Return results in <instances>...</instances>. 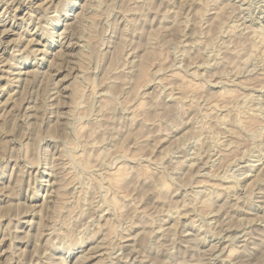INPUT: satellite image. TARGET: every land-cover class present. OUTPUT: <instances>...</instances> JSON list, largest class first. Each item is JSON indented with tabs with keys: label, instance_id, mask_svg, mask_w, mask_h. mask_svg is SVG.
<instances>
[{
	"label": "rangeland",
	"instance_id": "rangeland-1",
	"mask_svg": "<svg viewBox=\"0 0 264 264\" xmlns=\"http://www.w3.org/2000/svg\"><path fill=\"white\" fill-rule=\"evenodd\" d=\"M34 1L0 43V264H264V0Z\"/></svg>",
	"mask_w": 264,
	"mask_h": 264
},
{
	"label": "bare ground",
	"instance_id": "bare-ground-1",
	"mask_svg": "<svg viewBox=\"0 0 264 264\" xmlns=\"http://www.w3.org/2000/svg\"><path fill=\"white\" fill-rule=\"evenodd\" d=\"M3 1H5V0H0V9H1V11H0V43H2V42H4L3 40L7 37V36H9V34L10 33H12V31H13V26L12 25H9L8 23V19L7 18H9V14H10V12L11 11H18V12H20L22 9H23V7H24V1L25 0H11L10 2H3ZM32 1V0H31ZM37 1L38 0H35L34 1V3H37ZM44 1V0H43ZM3 2V3H2ZM30 2V1H29ZM42 1H40L39 2V4L41 3ZM44 2H47V1H44ZM43 2V3H44ZM49 2V4H51L52 2H53V0H49L48 1ZM58 3V2H57ZM56 3V4H57ZM39 4H38V6H39ZM55 4V3H54ZM42 5V3L40 4V6ZM48 5V4H47ZM47 5H45V6H47ZM33 6V5H32ZM51 6V5H50ZM49 7V6H48ZM52 7V6H51ZM220 7H222L221 5H220ZM219 7V8H220ZM225 7V6H224ZM223 7V8H224ZM38 8V7H37ZM42 8V7H41ZM222 8V9H223ZM38 10V9H37ZM49 10V9H48ZM51 10V9H50ZM213 10V9H212ZM221 10V9H220ZM46 11V10H45ZM44 11V12H45ZM55 12V11H54ZM216 12H218V11H216ZM7 15V16H6ZM15 15V14H14ZM43 15V14H42ZM26 16V15H25ZM24 16V17H25ZM47 16V15H46ZM13 17V16H12ZM43 17V16H42ZM77 17V16H76ZM20 18V17H19ZM10 19V18H9ZM23 20H24V18H23ZM54 22V21H53ZM12 24V23H11ZM18 25V24H17ZM23 26V25H22ZM42 26V25H41ZM253 30H255V29H253ZM258 32V31H257ZM48 33V32H47ZM54 33V32H53ZM52 33V34H53ZM253 33V32H252ZM61 34H64V33H61ZM50 35V34H49ZM254 35V34H253ZM257 35H258V33H257ZM255 36V35H254ZM50 37V36H49ZM53 37V36H52ZM59 37V36H58ZM18 38V37H17ZM31 39V38H30ZM14 40V39H13ZM17 40H20V37H19V39H17ZM7 41V40H6ZM20 41H22V40H20ZM31 41V40H30ZM11 42V41H10ZM16 41H14V43H15ZM27 42H29V41H27ZM38 42V41H37ZM74 42V41H73ZM13 43V44H14ZM31 43V42H30ZM76 43V42H75ZM8 44H9V42H8ZM17 44V43H16ZM25 44V43H24ZM49 44V43H48ZM12 45V44H11ZM30 45V44H29ZM81 45V44H80ZM4 46V45H3ZM27 46V45H26ZM25 46V47H26ZM44 47V46H43ZM4 47H2V49H3ZM27 48V47H26ZM26 48L24 49V50H26ZM1 49V50H2ZM37 49V51L39 50L38 48H36ZM45 49V48H44ZM83 49V48H82ZM21 50H22V48H21ZM20 50V51H21ZM30 50V49H29ZM34 50V49H33ZM42 50V49H41ZM16 51V50H15ZM40 51V50H39ZM47 51V50H46ZM24 52V51H23ZM26 52V51H25ZM24 52V53H25ZM31 52H32V50H31ZM34 52L35 51H33V54H34ZM42 52V51H41ZM40 52V53H41ZM44 53H45V50L43 51ZM36 53H38V52H36ZM44 53H41V54H44ZM83 53V52H82ZM11 54V53H10ZM20 54V53H19ZM26 54V53H25ZM31 54V53H30ZM40 55V54H39ZM11 56V55H10ZM22 56V55H21ZM26 56V55H25ZM28 56V55H27ZM35 56V58H36V54L34 55ZM75 56V55H74ZM79 56V55H78ZM81 56V55H80ZM83 56V55H82ZM84 56H86V54L84 55ZM3 57V56H2ZM14 57H15V55H14ZM20 57V56H19ZM24 57V56H23ZM22 57V58H23ZM43 57V56H42ZM13 58V57H12ZM79 58V57H78ZM81 58V57H80ZM82 58H84V57H82ZM17 59V58H16ZM19 59V58H18ZM14 60V59H13ZM12 61V60H11ZM5 62H7V63H9L8 61H6V59H5ZM5 62H3V63H5ZM13 62V61H12ZM2 63V64H3ZM10 64V63H9ZM12 64V63H11ZM14 64V63H13ZM12 64V65H13ZM1 65V64H0ZM4 65V64H3ZM2 65V66H3ZM18 65V64H17ZM21 65H19V67H20ZM9 67V66H8ZM15 68V67H14ZM8 69V68H7ZM7 69H5V72L8 74V71H6ZM18 69H20V68H18ZM32 69V68H31ZM11 71V70H10ZM24 71V70H23ZM23 71H22V73H23ZM84 71V70H83ZM1 72V71H0ZM2 72H3V70H2ZM12 72V71H11ZM32 72V71H31ZM36 72L37 71H35V74H36ZM13 73V72H12ZM21 73V71H17V72H15L14 74H16L17 76L19 75ZM27 73V72H26ZM26 73H24V74H26ZM77 73V72H76ZM86 73V72H85ZM10 74V73H9ZM84 74V73H83ZM140 74H143L141 77L143 78V77H145L146 75H145V73H143V71H141L140 72ZM139 74V75H140ZM145 75V76H144ZM32 76V75H31ZM7 77V76H6ZM20 77V76H19ZM78 77V76H77ZM3 78V77H2ZM16 78H18V77H16ZM4 79H6V78H4ZM15 79V78H14ZM76 79V78H75ZM84 79H86V78H84ZM144 79V78H143ZM10 80H12V78L10 79ZM77 80V79H76ZM12 81H14V80H12ZM12 81H11V83H12ZM87 81V80H86ZM8 82V81H7ZM17 82H18V79H17ZM10 83V84H11ZM25 83V82H24ZM83 83V82H82ZM9 84V83H8ZM18 85V84H17ZM25 85V84H24ZM84 85V84H83ZM85 86H87V85H85ZM9 87H11L10 85H9ZM78 86H76V88H77ZM79 87H81V86H79ZM5 88V87H4ZM75 89H73V91H74ZM83 91H84V89H83ZM13 92V91H12ZM53 93V92H52ZM12 93H10V95H11ZM9 95V94H8ZM7 95V96H8ZM8 98H9V96H8ZM8 98H6L7 100H8ZM250 98V97H249ZM14 99V98H13ZM5 100V99H4ZM5 102V101H4ZM3 102V103H4ZM3 103H1V104H3ZM7 103V102H6ZM5 105V104H4ZM5 108V107H4ZM13 108V107H12ZM11 109V108H10ZM260 109V108H259ZM256 111L258 110V109H255ZM261 110V109H260ZM25 111H26V109H25ZM3 112V111H2ZM260 112V111H259ZM1 113V112H0ZM260 114L261 113H252L251 115H249V116H246V117H240V119H238L237 121H238V123H236V126L238 127V128H246V129H248V126H249V128H253V127H251L252 125L251 124H253L254 122H255V116H260ZM0 115H2V114H0ZM262 115V114H261ZM4 116V115H3ZM58 116H60V115H58ZM263 116V115H262ZM1 117V116H0ZM59 118V117H58ZM222 118L223 117H221V118H218V120H222ZM235 118H237V117H235ZM1 119H2V117H1ZM264 119V118H263ZM23 121V120H22ZM235 123V122H234ZM1 126V125H0ZM241 130V132H242V129H240ZM243 132H244V130H243ZM87 145V144H86ZM231 145V144H230ZM90 146V145H89ZM226 146H228V145H226ZM229 147V146H228ZM85 148V147H84ZM226 149V148H225ZM228 149V148H227ZM226 149V150H227ZM61 158V157H60ZM59 159V158H58ZM60 160V159H59ZM60 164V163H59ZM259 164V163H258ZM55 166V165H54ZM53 166V167H54ZM263 166V165H262ZM59 167H61L60 165H59ZM252 167V166H251ZM62 168V167H61ZM65 168V167H64ZM57 169V168H56ZM58 170V169H57ZM62 172V171H61ZM61 174V173H60ZM258 174V173H257ZM124 175H125V172H124V170L122 169V168H119L118 170H116L115 172H111L110 174H109V176H110V179L112 180V182H114V184H119V182H120V180H122L123 178H124ZM260 175V174H259ZM60 176V175H59ZM65 177H66V175H65ZM256 177H260L261 178V176H256ZM256 177H254L253 179H256ZM60 178V177H59ZM61 179V181H63V180H65L64 179V177L63 178H60ZM63 179V180H62ZM59 180V179H58ZM257 180V179H256ZM205 183V182H204ZM62 184H64V181H63V183ZM59 185H61V184H59ZM58 185V187H60ZM206 185H207V183H206ZM52 186V185H51ZM62 187V186H61ZM61 189V188H60ZM227 189H229V187L227 188ZM62 190V189H61ZM1 191V190H0ZM55 191V190H54ZM56 191H58V190H56ZM60 191V190H59ZM61 192V191H60ZM56 193V192H55ZM58 193V192H57ZM52 195V194H51ZM58 195H62V193H60V194H57V196ZM53 196V195H52ZM54 196H56V195H54ZM58 197H60V196H58ZM57 197V198H58ZM60 198H63V197H60ZM60 198H59V200H60ZM55 200V199H54ZM56 200H58V199H56ZM61 201V200H60ZM59 201V202H60ZM58 202V203H59ZM55 203V202H54ZM57 203V202H56ZM106 224V223H105ZM173 225V224H172ZM103 226H104V224H103ZM100 227V226H99ZM102 227V226H101ZM55 230V229H54ZM57 230V229H56ZM55 230V231H56ZM100 230V229H99ZM59 231V230H58ZM54 233V232H53ZM62 233V232H61ZM54 235V234H53ZM58 236V235H57ZM125 238V237H124ZM102 240V239H101ZM100 242V241H99ZM102 246V245H101ZM100 247V246H99ZM258 247V246H257ZM98 248V247H97ZM101 248V247H100ZM216 248V247H215ZM214 248V249H215ZM99 249V248H98ZM92 250V249H91ZM103 250V249H102ZM103 252V251H102ZM104 252H105V250H104ZM250 252V251H249ZM51 254V253H50ZM97 254V253H96ZM100 254V253H99ZM46 255V254H45ZM106 255V254H105ZM48 256V255H47ZM91 256V255H90ZM94 256V255H93ZM86 257V256H85ZM105 257V256H104ZM63 258V257H62ZM80 258V257H79ZM83 258V257H82ZM99 258V257H98ZM78 259V258H77ZM85 259V258H84ZM96 259H97V257H96ZM50 260V259H49ZM65 260V259H64ZM79 260V259H78ZM87 260V259H86ZM104 260V259H103ZM61 261H62V259H61ZM96 261V260H95ZM64 262V261H63ZM104 263V262H103ZM50 264V263H49ZM75 264V263H74ZM94 264V263H93ZM100 264V263H99Z\"/></svg>",
	"mask_w": 264,
	"mask_h": 264
}]
</instances>
